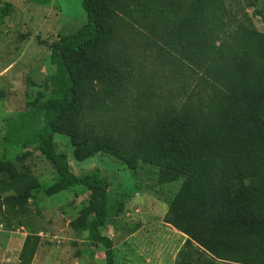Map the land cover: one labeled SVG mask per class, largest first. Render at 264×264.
I'll use <instances>...</instances> for the list:
<instances>
[{"label": "trees", "instance_id": "16d2710c", "mask_svg": "<svg viewBox=\"0 0 264 264\" xmlns=\"http://www.w3.org/2000/svg\"><path fill=\"white\" fill-rule=\"evenodd\" d=\"M254 2L82 0L86 23L53 43L56 74L41 107L43 125L22 144L56 169L49 194L74 185L91 191L86 228L104 249L103 264H114L112 241L100 233L108 180L72 173L67 155L56 151L54 134L71 140L77 161L102 151L123 161L153 162L149 151L157 139L150 127L159 119L172 125L178 115L198 130L194 148L210 180L201 186L215 195L227 187L244 192L251 214L220 217L215 202L205 200L211 194L183 182L164 217L186 235L173 264H264V37L246 12ZM127 36L161 66L164 83L151 82L143 91L137 85L130 59L117 49ZM84 143L91 148L78 154ZM7 170L2 189L15 183ZM29 193L12 198L25 201ZM203 206L210 207L208 213L201 212ZM33 236H25L23 248Z\"/></svg>", "mask_w": 264, "mask_h": 264}, {"label": "rangeland", "instance_id": "374dc122", "mask_svg": "<svg viewBox=\"0 0 264 264\" xmlns=\"http://www.w3.org/2000/svg\"><path fill=\"white\" fill-rule=\"evenodd\" d=\"M81 2L0 0V180L6 168L15 180L0 187V264L104 263L103 247L90 239L86 228L92 217L91 191L74 185L49 194L47 188L57 180L56 169L40 152L22 144L43 125L41 107L56 74L50 62L53 43L77 33L86 23ZM246 12L264 37V0H255ZM117 49L130 59L129 69L142 91L151 82L153 86L164 83L161 66L143 46L127 36ZM174 118L179 122L169 125L159 119L149 129L157 139L149 151L156 158L153 162L141 158L133 162L129 157L123 161L102 151L77 161L71 140L54 134L56 151L67 155L72 173H94L108 180L107 216L100 233L112 241L114 264H173L186 235L164 217L183 182L206 190L201 185L209 180L204 176L208 171L194 148L196 125L179 115ZM90 148V143H84L77 152L83 154ZM24 190L30 192L25 201L12 198ZM206 192L211 194L206 202L212 200L222 210L220 217L229 219L230 215L236 220L251 214L244 192L236 194L230 187L219 189L220 195L211 193L210 187ZM209 208L200 210L206 214ZM30 232L34 236L23 248Z\"/></svg>", "mask_w": 264, "mask_h": 264}]
</instances>
